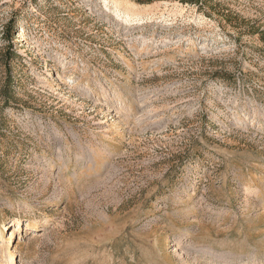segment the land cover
Segmentation results:
<instances>
[{"label":"rangeland","instance_id":"1","mask_svg":"<svg viewBox=\"0 0 264 264\" xmlns=\"http://www.w3.org/2000/svg\"><path fill=\"white\" fill-rule=\"evenodd\" d=\"M0 264H264V0H0Z\"/></svg>","mask_w":264,"mask_h":264},{"label":"trees","instance_id":"2","mask_svg":"<svg viewBox=\"0 0 264 264\" xmlns=\"http://www.w3.org/2000/svg\"><path fill=\"white\" fill-rule=\"evenodd\" d=\"M14 35H15V31L11 32V34L9 35L11 41L13 40ZM9 84H11V82Z\"/></svg>","mask_w":264,"mask_h":264}]
</instances>
